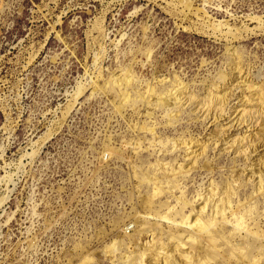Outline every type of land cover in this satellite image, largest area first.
Returning a JSON list of instances; mask_svg holds the SVG:
<instances>
[{"label": "rangeland", "instance_id": "rangeland-1", "mask_svg": "<svg viewBox=\"0 0 264 264\" xmlns=\"http://www.w3.org/2000/svg\"><path fill=\"white\" fill-rule=\"evenodd\" d=\"M183 1L0 0V264H264V0Z\"/></svg>", "mask_w": 264, "mask_h": 264}, {"label": "bare ground", "instance_id": "bare-ground-1", "mask_svg": "<svg viewBox=\"0 0 264 264\" xmlns=\"http://www.w3.org/2000/svg\"><path fill=\"white\" fill-rule=\"evenodd\" d=\"M184 2L183 0H181V3ZM220 27V26H219ZM221 27H223V25H221ZM220 29V28H219ZM222 29V28H221ZM216 30V29H215ZM263 30V29H262ZM219 32V30L217 31L216 30V33ZM221 32V30H220ZM243 32L242 31H237L236 32H233L231 29H230V32L227 34V37L230 38V37H233L234 39H238V37H241L243 36Z\"/></svg>", "mask_w": 264, "mask_h": 264}]
</instances>
